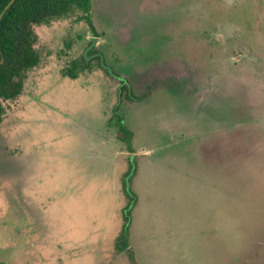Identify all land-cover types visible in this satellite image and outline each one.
Returning a JSON list of instances; mask_svg holds the SVG:
<instances>
[{
	"label": "rangeland",
	"instance_id": "rangeland-1",
	"mask_svg": "<svg viewBox=\"0 0 264 264\" xmlns=\"http://www.w3.org/2000/svg\"><path fill=\"white\" fill-rule=\"evenodd\" d=\"M82 13L33 25L40 62L0 99V261L264 264V0H92L131 98L97 67L64 75L94 36Z\"/></svg>",
	"mask_w": 264,
	"mask_h": 264
},
{
	"label": "trees",
	"instance_id": "trees-1",
	"mask_svg": "<svg viewBox=\"0 0 264 264\" xmlns=\"http://www.w3.org/2000/svg\"><path fill=\"white\" fill-rule=\"evenodd\" d=\"M91 7L92 0H0V99L9 100L19 96L23 91L28 72L40 62V56L34 49L37 35L33 25L48 23L51 19L65 16L74 9L83 12L79 19L88 24L94 36L83 52L72 60V68L64 71V75L74 78L78 70H92L97 67L106 74L119 78L120 95L132 97V88L128 80L117 74L112 65L106 61L101 50L96 47V36L99 34L92 21ZM3 112L4 107L0 102V121ZM118 119V129L123 133L127 151L132 152L130 146L132 131L121 123L120 116ZM134 171L135 163L132 161L123 181L128 201L122 208L121 230L114 241L117 252L129 250L132 209L137 200L129 183ZM130 257L131 261H134V256ZM0 264L6 263L0 261Z\"/></svg>",
	"mask_w": 264,
	"mask_h": 264
},
{
	"label": "crops",
	"instance_id": "crops-1",
	"mask_svg": "<svg viewBox=\"0 0 264 264\" xmlns=\"http://www.w3.org/2000/svg\"><path fill=\"white\" fill-rule=\"evenodd\" d=\"M196 138H193V139H191V138H186V139H182V143H183V145H185V144H188V145H191L190 147H188V148H186V150L185 151H187L186 153H189L190 154V148L193 146L192 145V141L193 140H195ZM203 139H204V141H203V143L202 144H200V145H197L198 147H201L202 148V146L204 145V144H206V143H212V144H214L215 142H219V140L218 139H211L210 137H206V136H203ZM178 144H180V142H178ZM200 148V149H201ZM183 152V151H182ZM183 153H185V152H183ZM203 153V152H202ZM203 155H204V153H203ZM209 168H212V167H209ZM213 169V168H212ZM220 171H221V169H219ZM221 172H223V171H221ZM226 173V172H225ZM137 191V190H136ZM138 199H139V194H138ZM138 199L136 200V203H135V205H134V207H133V209H132V213L134 212V210L136 209V205H137V203H138Z\"/></svg>",
	"mask_w": 264,
	"mask_h": 264
}]
</instances>
